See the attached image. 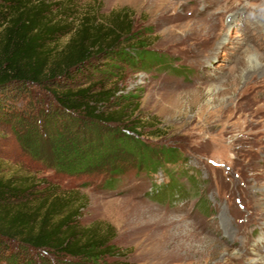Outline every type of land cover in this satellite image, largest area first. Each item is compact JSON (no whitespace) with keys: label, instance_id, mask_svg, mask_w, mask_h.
Returning a JSON list of instances; mask_svg holds the SVG:
<instances>
[{"label":"rangeland","instance_id":"rangeland-1","mask_svg":"<svg viewBox=\"0 0 264 264\" xmlns=\"http://www.w3.org/2000/svg\"><path fill=\"white\" fill-rule=\"evenodd\" d=\"M28 1L57 26L46 39L55 52L82 25L104 29L119 15L123 59L95 57L56 88L110 89L108 111L128 109L158 167L113 143V171L58 172L46 131L54 100L17 84L0 92V178L26 183L35 203H71L79 230L110 241L104 264H264V0ZM139 47L156 62L142 65ZM14 261L69 264L23 252ZM0 264H13L4 248Z\"/></svg>","mask_w":264,"mask_h":264},{"label":"trees","instance_id":"trees-1","mask_svg":"<svg viewBox=\"0 0 264 264\" xmlns=\"http://www.w3.org/2000/svg\"><path fill=\"white\" fill-rule=\"evenodd\" d=\"M41 6L31 7L28 0H0V92L17 84L33 85L44 88L52 96L57 113L53 117L56 129L47 127L46 131L58 172L91 174L104 166L113 171L117 162L110 161L117 155L113 143L121 148V154L134 158L140 167L156 170L158 164L150 159L151 151L139 144L138 128L134 124L130 126L127 120L128 109L108 111L114 97L110 89L100 84L56 88L81 69H94L95 57L114 55L123 59L121 50H117L122 37L119 15L104 29L100 25L90 31L82 25L68 45L55 52L46 39L54 34L57 26L41 22L38 16ZM122 34L128 35L130 31ZM129 43L130 40L124 44ZM139 48L133 50L145 49ZM136 59L144 65L146 60L156 62V55L145 57L139 51ZM61 116L73 124L64 123ZM29 190L26 183L0 178V248L11 252L13 264H17L14 259L21 252L37 258L46 255L67 258L69 264L71 260L77 264L106 262L113 249L110 241L96 231L79 230L71 203L65 208L47 205L44 199L35 203L33 198L37 195L28 197Z\"/></svg>","mask_w":264,"mask_h":264},{"label":"bare ground","instance_id":"bare-ground-1","mask_svg":"<svg viewBox=\"0 0 264 264\" xmlns=\"http://www.w3.org/2000/svg\"><path fill=\"white\" fill-rule=\"evenodd\" d=\"M214 39V38H213ZM216 42V41H215ZM215 45V44H214ZM213 50V49H212ZM254 62V61H253ZM264 64V63H263ZM262 66V65H261ZM264 71V68H261V69H259V72H263ZM263 75V74H262ZM264 76V75H263ZM224 228H225V230L227 231V230H229V225H228V222L225 220L224 221ZM210 232H212V231H210ZM215 258V257H214ZM204 264H210L209 263V260H207Z\"/></svg>","mask_w":264,"mask_h":264}]
</instances>
